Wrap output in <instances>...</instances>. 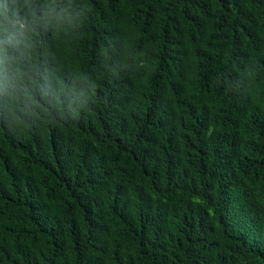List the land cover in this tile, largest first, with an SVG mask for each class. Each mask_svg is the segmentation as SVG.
Masks as SVG:
<instances>
[{"label":"trees","instance_id":"16d2710c","mask_svg":"<svg viewBox=\"0 0 264 264\" xmlns=\"http://www.w3.org/2000/svg\"><path fill=\"white\" fill-rule=\"evenodd\" d=\"M0 13V264H264V0Z\"/></svg>","mask_w":264,"mask_h":264},{"label":"clouds","instance_id":"9594fccd","mask_svg":"<svg viewBox=\"0 0 264 264\" xmlns=\"http://www.w3.org/2000/svg\"><path fill=\"white\" fill-rule=\"evenodd\" d=\"M13 2L15 3V0H13ZM12 14L15 15L16 13L13 12ZM32 14L35 15L34 12ZM0 15H5V13H0ZM0 27H3V26L0 25ZM25 99L30 100L33 103H38V101L30 93H28L27 91H25Z\"/></svg>","mask_w":264,"mask_h":264}]
</instances>
